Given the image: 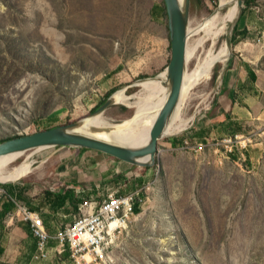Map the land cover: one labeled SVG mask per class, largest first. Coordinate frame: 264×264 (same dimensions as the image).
<instances>
[{
	"label": "rangeland",
	"instance_id": "1",
	"mask_svg": "<svg viewBox=\"0 0 264 264\" xmlns=\"http://www.w3.org/2000/svg\"><path fill=\"white\" fill-rule=\"evenodd\" d=\"M220 8V0H191L189 28L227 10ZM236 26L246 36L231 42L230 55L210 79L190 90L181 115L193 120L182 133L159 140L155 164L139 167L91 150L29 152L10 167L32 159L34 171L0 183V201H13L10 188L26 180L30 189L23 196L32 203L47 191H72L76 174L81 188L75 194L84 201L64 209L75 219L85 202L131 190L134 177L140 187L150 184L148 200L107 238L110 264H264V0L242 4L214 49L232 39ZM192 35L191 45L205 38L203 32ZM211 48L204 41L188 70ZM171 55L164 0H0V144L87 119L128 87L124 97L133 96L140 90L134 83L159 76ZM230 59L256 71L249 104L236 93L231 105ZM135 110L115 105L102 117L119 124ZM20 223L14 214L0 220V264H17L22 246L26 256L30 252ZM66 260L55 249L40 264H73Z\"/></svg>",
	"mask_w": 264,
	"mask_h": 264
},
{
	"label": "bare ground",
	"instance_id": "2",
	"mask_svg": "<svg viewBox=\"0 0 264 264\" xmlns=\"http://www.w3.org/2000/svg\"><path fill=\"white\" fill-rule=\"evenodd\" d=\"M179 1L183 3L184 0ZM239 1L240 0H220L221 8L227 9L225 13L219 12L211 19L206 20L205 22L200 24V26L198 25V28H189L187 42L188 63H190V61L195 57L198 48L203 45L204 41L210 40L212 42V48L208 51L205 58L199 60L194 69L188 70L187 68V71L184 74L179 103L177 105L175 113L173 114L170 122L164 130L165 137L182 133L188 128L193 118L190 117V119L187 120L184 119L181 115V111L184 107L188 93L200 82L209 80L212 75L214 66L218 62L225 61V59H227V56H229L227 43L223 44L222 47L218 50L214 48L217 44L218 39L227 33L228 26L236 22V20L240 16L242 6L239 5ZM199 32H203L205 34V38L199 40L198 43L191 45L189 43V39L191 38L190 36L193 34V37ZM166 77L167 74L165 70L159 76L148 79L145 82H143L144 79L136 81L133 87H140V90L133 96L124 97V95L126 94V89L121 90L120 92L115 94L114 98L116 105L127 104L128 106L130 105V107L136 109L135 114L132 118L119 124L110 125L104 119V117H90L88 119H85L84 126L81 127L78 131L84 132L88 135L93 134V137L97 139L111 142L124 147H129L133 150H139L141 148L147 147L151 141L150 135L152 127L170 97L171 89L169 87V84H165ZM103 129L110 130V132L108 134L94 133V130ZM25 155L26 154L13 155L0 158V183H12L18 181L34 171L33 163L31 162L32 159H28L27 161H24L17 166H14L13 168L10 167L12 165H15L18 160L23 158ZM150 160L151 156L147 155L140 160V163L143 164L149 162ZM112 226L114 227V224Z\"/></svg>",
	"mask_w": 264,
	"mask_h": 264
},
{
	"label": "water",
	"instance_id": "3",
	"mask_svg": "<svg viewBox=\"0 0 264 264\" xmlns=\"http://www.w3.org/2000/svg\"><path fill=\"white\" fill-rule=\"evenodd\" d=\"M168 15V28L171 41V60L166 68V81L169 84L170 97L155 121L150 135V143L147 147L133 150L111 142L103 141L78 131L84 126L85 119L70 125L58 127L44 132H39L27 137H20L0 144V158L13 155H24L29 152L42 151L46 149H79L91 150L105 154L109 157L122 160L131 165L139 167L150 166L156 163L158 153V142L164 138V130L170 122L179 103L182 91L184 74L188 68L187 42L190 23L191 0H164ZM242 0L239 5L242 6ZM231 44V38L227 37V45ZM230 55V54H229ZM130 87L126 88V92ZM115 94L112 95L96 112L90 116L102 117L106 111L116 105ZM89 117V118H90ZM88 119V118H87ZM110 130H94V133H106ZM151 156V160L140 163L145 156Z\"/></svg>",
	"mask_w": 264,
	"mask_h": 264
},
{
	"label": "built area",
	"instance_id": "4",
	"mask_svg": "<svg viewBox=\"0 0 264 264\" xmlns=\"http://www.w3.org/2000/svg\"><path fill=\"white\" fill-rule=\"evenodd\" d=\"M229 143L232 141L229 140ZM149 187L150 184H145L127 194L118 191L109 194L106 199L99 200V203L85 202L79 208L80 215L75 217L74 222L55 235L46 230L40 216L25 204L15 203L17 210L14 218L27 224L36 239L33 260L37 262L50 259L53 252L50 243L56 241V252L61 254L62 248H65V251L68 249L73 264H110L112 257L106 252L107 238L117 234L127 221L136 216L137 205L140 208L145 206Z\"/></svg>",
	"mask_w": 264,
	"mask_h": 264
},
{
	"label": "crops",
	"instance_id": "5",
	"mask_svg": "<svg viewBox=\"0 0 264 264\" xmlns=\"http://www.w3.org/2000/svg\"><path fill=\"white\" fill-rule=\"evenodd\" d=\"M232 61L235 62L234 59H232ZM249 64L250 63H241V62L236 61L235 64L233 63L234 66H232L231 68H228V63L226 66L227 67L226 73L228 75V72H230V80H231V83H230V81H228L227 88L230 90V92L235 91L238 94L240 93L241 95H239V97H241V98L243 96H245L246 97V99H245L246 104L247 103L249 104L250 102H252L254 100L253 96H251V95L255 91V87H254L255 82L252 81L250 75L254 74L257 77L255 69L253 67H251ZM238 69H239V73L237 72ZM225 70L226 69H224V71ZM243 93H245V95ZM174 143L177 144V140H173L171 144L174 145ZM93 161H94V159H93ZM71 177L73 178L72 181L74 184H73V186L72 185L69 186L67 184L69 186V188H73L74 186H80V183L77 180V175L75 174V176H71ZM29 182H30V180H26V183L25 182L22 183L21 186L10 188V191L13 195V199H12L13 200L12 201L13 202V209L11 211H8L4 217H1V215L4 213L3 205L5 203H9V200L0 201V220L6 219V217H9L11 214L13 215L16 212L17 207H16L14 201H17V202H20L22 204H25L32 211L37 213L40 216V218L42 219L46 230L52 235H55L59 230H61L63 228L64 224L68 225V224L73 222L74 215L70 211L64 210L65 207L67 206V204H71L70 201H68L66 203V205H64V206H60L56 202H53V199H55V197L57 195L62 194L61 192H58V193L51 192L50 194L46 193L44 196L40 195L38 197L36 203L30 202V200H28L25 196H23L24 192L27 189H30ZM64 182H66V181H64ZM68 182L69 181H67L66 183H68ZM122 191L123 190H121L120 192L123 194ZM81 196L82 195H79V197H81ZM18 223H20V222H18ZM20 224H21L20 225L21 228L19 227V230L21 231L22 238L30 237L29 240H30V244H31V249H30L29 253H31V259H30V261H28L26 259V257L29 255V253L26 256V252L24 251L23 246H22V252L21 251L18 252V255H17V258L15 259V262L17 264H40L41 262L49 261V260H46V261H41V262H34L32 260V256L36 251V239L32 236L31 230L27 224H25L23 222H21ZM17 226H19V225H17ZM57 245L58 244L56 241H52L50 243V246H51V248H53V251H54V249H56ZM1 250H3V249H1ZM59 255L63 256V258H65V259H67L66 261L71 260L69 250H66L65 253L59 254ZM53 256H54V252L52 253L50 258H53ZM57 258H58V256H56L54 258V260Z\"/></svg>",
	"mask_w": 264,
	"mask_h": 264
},
{
	"label": "trees",
	"instance_id": "6",
	"mask_svg": "<svg viewBox=\"0 0 264 264\" xmlns=\"http://www.w3.org/2000/svg\"><path fill=\"white\" fill-rule=\"evenodd\" d=\"M255 1H256V0H243V5L245 6V8H249L252 4L255 3ZM244 36H246V31H245V30H244L243 32H242V31H239V30H237V26H236V27L234 28L233 36H232V39H231L232 44H235V43L237 42V38L239 39L240 37H244ZM232 62H233L232 59H230V60L228 61V68H231V67L233 66ZM250 76H251L252 81L255 82L256 79H257V77H256L254 74H251ZM214 78L216 79V75H215ZM222 92H224V90H223ZM126 95H127V93H126ZM236 97H237V94H236L235 91H231V92L229 93V98H230V100H231V102H232L231 105H233V104L235 103ZM229 120H230V111L228 110V114H227V122H228ZM232 127H233V125L231 124L230 130H231ZM235 132H237V131H236L235 129H233V133H235ZM174 142H175V141H174ZM1 143H2V142H1ZM86 151H87V150H80L79 153H83V152H86ZM118 160H119V159H118ZM118 177H121V179L123 178V177L120 176V175H119ZM132 180H133L132 182H134V183H131V190H128V191L123 190V191H122L123 194H127V193H129V192H131V191H135L136 189L142 187V185H141V187H140V185L136 183V180H137V179H135V178L133 177ZM140 182H141V181H140ZM142 184H144V182H143ZM143 186H144V185H143ZM79 187H80V186H74L73 189H72V191H71L70 189H66V190H64L63 192H61L62 194L57 195V196L55 197V199H53V202H56V203H57L58 205H60V206H64V205H66V203H67L68 201H70L71 205L73 204L74 206H77V204L79 205V202H80V201H82V203H83L84 198L79 199V198H78L79 196L75 194L76 190H77ZM124 192H125V193H124ZM47 193L50 194L51 191H47ZM75 195H76V197H75ZM9 196H11V195H9ZM11 198H13V197L11 196ZM3 208H4V213L1 215V217H4L5 214H6L8 211H11V210L13 209V202L9 200V203H5V204L3 205ZM141 212H142V211H141L140 207L137 205V206L135 207V214H140ZM2 252H3V250L0 249V253H2Z\"/></svg>",
	"mask_w": 264,
	"mask_h": 264
}]
</instances>
